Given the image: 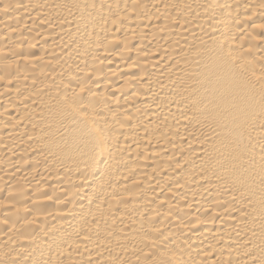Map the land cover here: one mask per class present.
I'll return each instance as SVG.
<instances>
[{
	"label": "bare ground",
	"instance_id": "obj_1",
	"mask_svg": "<svg viewBox=\"0 0 264 264\" xmlns=\"http://www.w3.org/2000/svg\"><path fill=\"white\" fill-rule=\"evenodd\" d=\"M0 264H264V0H0Z\"/></svg>",
	"mask_w": 264,
	"mask_h": 264
}]
</instances>
